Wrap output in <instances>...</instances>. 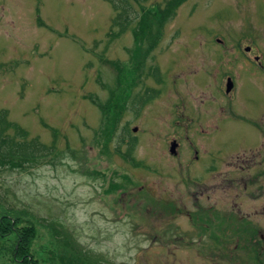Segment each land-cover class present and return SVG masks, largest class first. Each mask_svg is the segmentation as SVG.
<instances>
[{
    "label": "rangeland",
    "instance_id": "374dc122",
    "mask_svg": "<svg viewBox=\"0 0 264 264\" xmlns=\"http://www.w3.org/2000/svg\"><path fill=\"white\" fill-rule=\"evenodd\" d=\"M118 1L0 0V110L27 139L51 145L57 136L59 149L54 159L0 169V207L40 220L32 253L44 264L59 262L42 226L51 219L102 256L94 264H264V161L229 167V178L261 175L247 190L226 185V171L212 174L264 141V0H179L154 45L157 20L138 25L136 10L140 19L120 32ZM147 1L163 10L171 0ZM151 65L162 83L146 78ZM144 83L159 92L133 112ZM117 97L127 109L115 123ZM126 128L140 164L116 151L128 147ZM259 152L262 160L263 144ZM112 181L117 190L105 192ZM1 255L0 264H19Z\"/></svg>",
    "mask_w": 264,
    "mask_h": 264
},
{
    "label": "trees",
    "instance_id": "16d2710c",
    "mask_svg": "<svg viewBox=\"0 0 264 264\" xmlns=\"http://www.w3.org/2000/svg\"><path fill=\"white\" fill-rule=\"evenodd\" d=\"M136 4H138V9L135 8L130 0H119L118 3L112 2L114 8L118 10V15L114 18V23L121 26L120 32L125 31L131 24L140 19V16L136 13V10H142L143 14L141 15V19L138 23L142 24L147 21L146 15L153 16L157 21V35L152 44L157 42L163 32L162 21L168 15L172 14L170 11L174 10L176 6L171 8L172 4H177L180 2L179 0H171L168 3V7L165 9L156 8L154 10L150 9V6L147 5V0H134ZM148 9V10H146ZM145 14V12H150ZM148 23V22H146ZM145 23V24H146ZM148 28V25L146 26ZM110 35L116 36L117 33L111 32ZM150 45V44H149ZM138 57V53H134L133 57ZM139 59V58H137ZM145 76H152L157 83H162L161 74L158 66L154 67L151 65L148 70H145ZM159 90L147 86L145 83L136 92L135 98L131 104L130 110L133 112H138L140 108L148 104L150 101L157 97ZM123 100V99H122ZM120 100L118 102V97L116 98V104L110 107L115 109V114L112 120L119 121L122 118L121 111L125 112L127 106H125ZM125 100V99H124ZM95 104H98L96 100H93ZM127 102V101H126ZM108 113V110L105 111ZM8 110L1 109L0 110V169H24L27 164H37L40 161H48L50 159H54L58 153L57 141L58 137L54 136L53 144L47 145L41 143L39 139L36 138H28L27 131L20 127L19 124L13 121H7ZM13 130V133L10 134V131ZM127 128L125 132L121 133L120 141L122 145L128 146L126 151L121 153V149L119 144L116 148V151L122 154L126 160L129 162H136L135 157H133V152L136 149L138 141L136 138H132L129 142L126 143V137L124 134L127 132ZM23 137L25 140H23ZM121 145V148H122ZM62 153V152H61ZM91 175V174H90ZM98 173L95 174V178H98ZM102 175V174H101ZM132 179L127 176L125 178L124 187L127 184L131 183ZM117 190V186L114 181L111 182L109 188L105 190V192L110 193ZM1 198V197H0ZM1 207L3 205L0 204ZM5 211V213H0V238H5L6 243L0 244V255L1 253L6 254V258L13 262H18L19 264H44L43 262L49 261L45 256H41L40 258L35 257L32 253L34 249V244L37 240H39V230H40V220L33 219L32 217L21 215L20 211H16L15 209L1 208ZM8 209V211H6ZM21 218L25 221H21ZM44 218V216L42 217ZM58 223L56 219H51V222L42 223L44 227H48V231L46 234L50 237L51 245L55 244L52 252H54L55 258L59 261L56 264H61L62 262L67 264H94V262H101L102 256H98L99 253H95V251H87L84 248L78 247L77 244H80L77 239L72 235L71 232L66 228V223ZM243 231H247L250 229L240 227ZM241 230V231H242ZM249 236H254V232H248ZM11 234L14 236L11 237ZM248 235V234H247ZM77 243V244H76ZM81 245V244H80ZM83 247V246H82ZM3 249V252H1ZM41 249V247H40ZM49 250L43 248V253H47ZM3 257V255H1Z\"/></svg>",
    "mask_w": 264,
    "mask_h": 264
},
{
    "label": "flooded vegetation",
    "instance_id": "af4514ba",
    "mask_svg": "<svg viewBox=\"0 0 264 264\" xmlns=\"http://www.w3.org/2000/svg\"><path fill=\"white\" fill-rule=\"evenodd\" d=\"M253 51H255V48H253ZM257 59H259V56ZM226 81H227L226 82V88H228V84H229L230 94H232L233 91H236L238 89L236 75H231L229 73V75H227V77H226ZM231 100H232V98H231ZM227 107H228V109H230L228 111L231 113V115H234L235 113L233 110L234 108H233L232 103H229ZM219 108L223 109V106L222 107L219 106ZM219 115H221L220 111H219ZM238 116L241 117L240 114ZM252 124H253V127L256 129L260 127V124L258 127V123L256 121L253 122ZM256 131H258V130H256ZM258 137H259L258 143H256L255 145H252L250 147L244 148L240 151H237V152L231 154L226 159V161L224 162V166L225 167L227 166V169L224 170L223 168L222 169H214L213 168L212 174H215V173L216 174L217 173L223 174L226 171V173H224L222 175L224 178L223 180L225 182H227L226 185H228V182H230L231 184H234L235 182H237V183L243 182V187L245 190L255 187V180H254L255 177L261 176L258 173L255 176L253 174H248V173H247L248 174L247 176H243V175H241V173L238 172V175L236 174V175H233L231 178H229L227 171H228L229 167L235 168V169H233L234 171H237V170L250 171L251 169H254L255 165L256 166L262 165V162L264 161V155H262V160H261V158H260L261 154H260L259 150H260V146L262 144L264 145V141L260 144V138L261 137H260V135ZM193 152H194V149H193ZM230 158H231V161H228ZM238 196L239 195H236V197H238ZM194 214H196V213H194ZM224 215H226V214H224Z\"/></svg>",
    "mask_w": 264,
    "mask_h": 264
},
{
    "label": "water",
    "instance_id": "95a60500",
    "mask_svg": "<svg viewBox=\"0 0 264 264\" xmlns=\"http://www.w3.org/2000/svg\"><path fill=\"white\" fill-rule=\"evenodd\" d=\"M229 89H230V88H229ZM172 144H173V143H172ZM173 150H174V148H173V145H172V150H171V151L173 152Z\"/></svg>",
    "mask_w": 264,
    "mask_h": 264
},
{
    "label": "bare ground",
    "instance_id": "6f19581e",
    "mask_svg": "<svg viewBox=\"0 0 264 264\" xmlns=\"http://www.w3.org/2000/svg\"><path fill=\"white\" fill-rule=\"evenodd\" d=\"M172 144V143H171Z\"/></svg>",
    "mask_w": 264,
    "mask_h": 264
}]
</instances>
